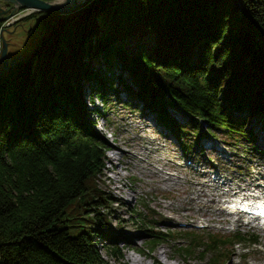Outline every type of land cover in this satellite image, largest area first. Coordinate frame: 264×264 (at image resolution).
Returning <instances> with one entry per match:
<instances>
[{"label": "trees", "instance_id": "16d2710c", "mask_svg": "<svg viewBox=\"0 0 264 264\" xmlns=\"http://www.w3.org/2000/svg\"><path fill=\"white\" fill-rule=\"evenodd\" d=\"M34 16L43 28L36 47L0 78L1 264H108L90 228L100 213L92 208L101 205L106 140L85 96L119 91L111 67L121 60L133 79H121L129 97L174 131L184 129L171 108L198 122L197 132L201 122L255 142L246 114H264V0H90L72 13L36 11L23 19ZM153 33L158 43L148 51L141 39ZM130 37L135 52L123 45ZM99 60L107 71L96 67ZM75 205L87 213L86 226L71 215ZM158 233L151 249L185 237L178 250L208 264H226L245 242V249L260 244L254 232Z\"/></svg>", "mask_w": 264, "mask_h": 264}, {"label": "rangeland", "instance_id": "374dc122", "mask_svg": "<svg viewBox=\"0 0 264 264\" xmlns=\"http://www.w3.org/2000/svg\"><path fill=\"white\" fill-rule=\"evenodd\" d=\"M4 3L9 2L0 0V8H8L10 14L15 9L14 5L10 4L7 7ZM20 11L23 15H18L19 19L12 24L2 25L3 29L0 31V41L6 42L10 61L15 57L28 56L43 33L40 17L23 19L31 13L26 10ZM1 16L4 17V15ZM141 40L148 51L158 43L155 33L147 34ZM123 45L127 51L137 50V40L134 37L128 38ZM1 46L0 42V52ZM101 65L103 66L99 60L96 67L103 69ZM112 67L113 82L118 84L119 91L110 92L103 98L91 93L94 101L90 100L89 93L85 96L89 107L98 110V113L91 115L96 122L94 129L106 140V146L103 148L106 167L98 181L101 193H98L96 197L101 205L94 204L92 208V210L98 209L100 213L96 217L92 215L90 228L94 230L93 236L99 240L107 263L122 264L124 260L132 264L130 257L136 255L143 258L144 262L151 264H208V260L203 259L197 252L190 256L178 250L181 244L186 243L185 237L178 242L169 240L159 242L154 249L150 248L149 240L151 236L159 234L158 231H173L179 235L187 231H200L206 236L216 233L232 236L240 231L258 234L260 244L250 246L248 249L244 248L248 242L238 246L226 264H264V228L244 223L239 215H217L213 207L204 205L210 201L203 194L202 203L192 205L188 202L191 191H195L196 186V190L200 189L201 193L204 190L214 192L215 185L225 180L217 176L218 170L223 175L238 176L235 182L243 184V180L256 171L251 162L258 159L263 162L264 168V114H260L259 117L246 114L247 128L252 130L255 142H251L248 138L230 135L220 129L207 127L201 122L197 132L198 122L191 119L186 112L171 108L169 112L172 118L184 129L176 132L173 125L168 126L158 121L154 111L145 105L135 103L134 99L129 97L121 83V79L133 83L130 73L126 71L127 66L125 67L121 60L115 59ZM103 70L107 71V67ZM133 87L136 88L135 84ZM144 124L147 127H144ZM196 132L200 134L197 135ZM116 142L123 146V151L131 150L138 153L142 160L132 156V159H129L130 155L122 156V150L114 148ZM212 145L216 150L211 149ZM112 155L113 158L110 157ZM222 155L226 161L221 159ZM120 156L129 168L120 164L118 159ZM113 167L125 177L116 183L117 186L123 187L121 193L125 196L121 193L120 195L114 187L112 192L109 191V187L114 186V183L109 184L108 179L110 176L112 178L115 176ZM155 170L174 174L178 177V182H158V179L152 176ZM255 178L256 183H264V179L259 176V179ZM224 191L227 193L226 201H223ZM233 191L235 190H230L228 185H224L221 191L215 190L221 204L227 207V210ZM128 194L130 198L127 197ZM163 205H171V208H162ZM184 205L190 207L184 208ZM79 208L80 206H73L71 215L81 216L77 220L81 225L86 226L87 213L78 214L83 213L82 210L78 211ZM138 214L148 215V218L152 220L151 225L145 222L148 219L143 216L142 219L145 221H141L139 218L141 216ZM173 214L180 215L175 219L176 222L171 218ZM235 218L240 220L235 223L233 221ZM104 219L109 221L108 228L103 224ZM96 223L102 230L108 229L112 235L115 234L114 243L100 235V229ZM83 229L85 227H77L75 232ZM107 243L112 249L114 247L118 256L114 257L107 251V246L105 248ZM120 253L124 256L122 260L119 259ZM146 253L155 261L146 256Z\"/></svg>", "mask_w": 264, "mask_h": 264}, {"label": "bare ground", "instance_id": "6f19581e", "mask_svg": "<svg viewBox=\"0 0 264 264\" xmlns=\"http://www.w3.org/2000/svg\"><path fill=\"white\" fill-rule=\"evenodd\" d=\"M62 3V0H59L58 2H56V5H60ZM18 13L17 11H15L14 14ZM144 127H147V125H143ZM157 145H160V143H156ZM114 148H117V149H120L122 150V156H125V155H130L129 156V159H132V157L134 158H138L139 160H142V158L139 157V154L136 153V152H133L131 150H129L128 152H125L123 151V146L116 142V144L114 145ZM211 149L212 150H216L215 146L212 145L211 146ZM132 156V157H131ZM111 158H113V155L110 156ZM222 160L226 161L225 160V157L224 155L220 156ZM120 160V164L121 165H124L126 168L128 167L129 168V165L124 163L122 161L123 157H119L118 158ZM151 164V163H150ZM251 164L254 166V168L256 169L255 173L250 175L248 178L244 179L243 180V184H241L240 182H235V179L238 177L236 175H223L222 178H225L224 181H222V183H218L217 185H215L214 187V192H210V191H207V190H204V192L201 193V190L198 189V191L196 190L197 189V186H196V189L195 191H191V194L189 196V199H188V202L191 203L192 205H196V204H200L202 203V194L205 195L207 197V199L210 201L207 202L206 204L204 205H208V206H211L214 208V212H217L218 214L217 215H236V214H232L231 212H229L227 210V207L223 206L221 204V200H219L218 198V194L215 193V190H218V191H221L222 189H224V185H228L229 186V189H238L240 191H248V190H252L253 187H258L260 184H257L255 181H256V178H258V176L261 178V179H264V168H263V162L256 159L254 162H251ZM152 165V164H151ZM153 166V165H152ZM114 168V174L115 176L112 178L111 176L108 177V179L110 180L109 184L112 185L114 183V186H110L109 187V191L112 192L113 191V187L114 189H116V191L120 194L121 191L123 190V187L122 186H117L116 183L119 182V181H122L125 177L120 173L119 170H117L115 167ZM153 174H155L156 176H154ZM218 175H221V171L219 173H217ZM217 175V176H218ZM152 176L153 177H156L158 179V182H161V183H165V182H169V183H176L178 182L177 179L178 177L177 176H174V174L172 173H167L163 170H155V172L152 173ZM215 182H217L215 180ZM212 185V183H210ZM243 185V186H242ZM131 189V188H130ZM135 190V188H133ZM223 193V192H222ZM225 195H224V200L223 201H226V191H224ZM122 194V193H121ZM120 194V195H121ZM124 194H122L123 196ZM229 195H231V193H229ZM125 196V195H124ZM128 198H130V194L127 195ZM134 198V197H133ZM212 202V203H211ZM190 206H187V205H184V208H189ZM162 208H171V205H163ZM177 217H180V215H172L171 218L173 219V221L176 222V218ZM240 219L239 218H235L233 219V221L236 223L238 222ZM146 256L150 257L152 259V261L154 262L155 259L153 257H151L149 254H145ZM130 259H132V264H151V263H148V262H144L143 261V258L139 257V256H136V255H133L132 257H130Z\"/></svg>", "mask_w": 264, "mask_h": 264}, {"label": "water", "instance_id": "95a60500", "mask_svg": "<svg viewBox=\"0 0 264 264\" xmlns=\"http://www.w3.org/2000/svg\"><path fill=\"white\" fill-rule=\"evenodd\" d=\"M14 5L15 9L9 14V9L0 8V23L6 21L11 15L15 13L17 10H26L30 13L36 11H46V12H57L61 14H67L77 11L83 5H85L90 0H62L60 5H56L54 1L47 0H6ZM6 14V15H5ZM1 15H4L2 17ZM8 47L4 40H2L1 52H0V78L7 73V71L13 67L18 59L23 57H15L10 61L7 55ZM1 264V260H0Z\"/></svg>", "mask_w": 264, "mask_h": 264}, {"label": "built area", "instance_id": "2783aa9c", "mask_svg": "<svg viewBox=\"0 0 264 264\" xmlns=\"http://www.w3.org/2000/svg\"><path fill=\"white\" fill-rule=\"evenodd\" d=\"M18 15H20V16H22L23 14H22V12H18V13H16V14H13L6 22H5V24L6 23H13V22H15L16 20H18L19 19V17H18Z\"/></svg>", "mask_w": 264, "mask_h": 264}, {"label": "flooded vegetation", "instance_id": "af4514ba", "mask_svg": "<svg viewBox=\"0 0 264 264\" xmlns=\"http://www.w3.org/2000/svg\"><path fill=\"white\" fill-rule=\"evenodd\" d=\"M4 6H7V7H9L10 6V4H8V3H4ZM8 9V8H7Z\"/></svg>", "mask_w": 264, "mask_h": 264}]
</instances>
